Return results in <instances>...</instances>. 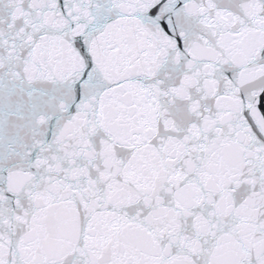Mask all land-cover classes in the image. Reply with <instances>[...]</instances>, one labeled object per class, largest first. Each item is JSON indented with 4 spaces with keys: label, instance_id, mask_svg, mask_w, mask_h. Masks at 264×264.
<instances>
[{
    "label": "snow or ice",
    "instance_id": "snow-or-ice-1",
    "mask_svg": "<svg viewBox=\"0 0 264 264\" xmlns=\"http://www.w3.org/2000/svg\"><path fill=\"white\" fill-rule=\"evenodd\" d=\"M0 264H264V0H0Z\"/></svg>",
    "mask_w": 264,
    "mask_h": 264
}]
</instances>
